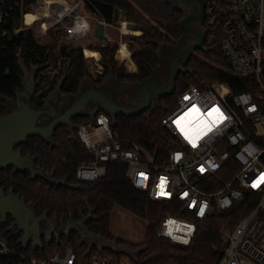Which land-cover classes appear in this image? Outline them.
Segmentation results:
<instances>
[{
  "label": "trees",
  "instance_id": "trees-1",
  "mask_svg": "<svg viewBox=\"0 0 264 264\" xmlns=\"http://www.w3.org/2000/svg\"><path fill=\"white\" fill-rule=\"evenodd\" d=\"M31 1L4 0V13L0 19V113L4 111V97H14L15 90L22 84L20 61L26 68L35 70L37 86L30 101L40 106L57 86L64 93L76 92L84 77L97 82L111 72L119 80L138 82L159 64V44L171 43L181 33L183 13L167 0H83L84 7L105 22L113 24L122 18L132 22L134 28L140 31L138 34L122 35L134 45L131 58L136 64V71L128 72L114 57L117 40L98 38L97 44L74 43L75 40L67 43L61 38L58 23L50 26L43 35L37 33V25L20 27L22 9ZM37 4L38 1L34 0V9ZM83 45L96 48L101 53L99 62L102 70L96 77L85 66ZM201 50H215L219 61L191 55L177 75L176 89L172 95L160 97L154 108L137 115H110L112 131L119 138L135 141L142 148L143 159L148 154L153 162L164 163L170 150L178 147L173 134L161 123V117L170 111L176 95L187 85L195 84L203 88L207 83L223 82L234 92L250 89L247 79L228 71L219 50ZM85 54L88 61L98 57L97 51L89 49H85ZM90 118L87 114L77 116L72 131L66 125H59L53 133L52 142L33 135L16 146L22 154L31 155L37 166L51 172L59 183L41 177L31 178L27 170L14 171L11 166L0 169V182L5 190L12 189L26 202L33 203L38 214L46 212L49 217L58 219L85 218L90 233L124 245L135 252L134 256L88 244L77 232L61 234L49 241L42 238L41 246L32 248L28 245L23 248L20 236L12 234L9 229L13 219L8 215L5 222L0 224V233L14 254L1 255L0 264H13L19 252L45 258L68 247L76 251L80 262L96 257L112 259L115 264H216L222 254L224 227L233 228L251 209V197L245 195L227 209L216 208L209 215L195 217L185 212L177 200H151L146 191L131 183L126 176L127 164L123 162L108 163L105 175L95 180H79L75 175L78 163L90 160L92 155L77 138L76 127ZM116 205L146 221L141 242L122 240L111 232L110 215ZM168 214L189 216L195 220V233L188 244H180L158 234L161 220ZM122 256H126L129 262H122Z\"/></svg>",
  "mask_w": 264,
  "mask_h": 264
},
{
  "label": "built area",
  "instance_id": "built-area-1",
  "mask_svg": "<svg viewBox=\"0 0 264 264\" xmlns=\"http://www.w3.org/2000/svg\"><path fill=\"white\" fill-rule=\"evenodd\" d=\"M63 1L59 16H55L56 6L51 4L50 14L24 22L30 26L38 21L39 35L58 23L67 41L83 40L92 30L90 19L94 25L102 22L114 26L86 12L83 0ZM33 3L24 15L34 9ZM204 15L203 47L219 50L228 71L247 79L250 89L234 92L223 82L183 88L174 106L161 117L178 144L164 163L153 162L148 154L143 159L142 148L135 141L119 138L112 131L110 114L97 111L76 127L77 138L92 158L79 162L75 175L79 180L92 181L105 175L108 163L123 162L131 183L146 191L151 200H177L195 217L209 215L216 208L227 209L249 195L253 206L223 234L222 254L216 264H264V182L253 187L264 173V0H204ZM46 17L53 20L48 22ZM119 25L121 34L128 32ZM123 42L120 37L116 55L128 65L117 54ZM130 54L128 51L131 61ZM162 177L167 195H160ZM195 229L192 217L168 214L161 220L158 234L188 244ZM9 254L14 251L0 233V256ZM13 264L115 263L96 257L80 262L76 251L68 247L45 258L19 252Z\"/></svg>",
  "mask_w": 264,
  "mask_h": 264
},
{
  "label": "water",
  "instance_id": "water-1",
  "mask_svg": "<svg viewBox=\"0 0 264 264\" xmlns=\"http://www.w3.org/2000/svg\"><path fill=\"white\" fill-rule=\"evenodd\" d=\"M193 0H167L172 6L179 7L180 2ZM204 7V0H195ZM190 15H184L180 20L181 32H189L187 24L191 21ZM94 35L103 39L104 24L96 22L94 26ZM159 44L157 53L160 59ZM201 43L194 44L186 49L173 52L168 60V83L162 87L151 73L145 78L136 82L140 94V103L130 107L117 103L114 100L118 89L111 84H97L92 79L82 78L78 90L69 93L71 102L57 116L47 122L41 121L40 117L51 107V100L56 98V91L60 90L57 86L54 91L49 93L41 106L32 105L29 101L34 94L18 88L15 90V98L11 107L0 113V169L12 167L16 170H27L31 178L41 177L50 182L59 183L51 172L44 170L35 164L34 158L29 154H22L20 148L16 146L27 140L29 136H39L46 142L53 141V132L59 125H66L72 131L71 118L79 115H91L103 109L111 116L122 114L125 116L137 115L148 108H154L156 100L160 97L170 96L176 89V78L182 66L179 64L180 57L185 56V61L190 57L195 49H203ZM22 72H25L24 65L20 61ZM112 73L109 72L108 75ZM24 95L23 98L21 95ZM152 99V104L150 102ZM91 101L96 104L98 109L94 112H85L86 104ZM13 219L9 229L12 234L19 235V241L23 248L30 245L32 248L41 246L42 238L45 241L52 239V236L58 238L61 234L68 235L70 231H77L78 235L91 244L98 247H104L111 250H117L125 254H130L129 249L118 244L116 241L108 240L100 235L90 233L85 225V218L70 219L62 221L55 216L49 217L46 212L38 214L34 204L26 202L18 193L12 189L5 190L0 182V224L5 222L7 216Z\"/></svg>",
  "mask_w": 264,
  "mask_h": 264
},
{
  "label": "flooded vegetation",
  "instance_id": "flooded-vegetation-1",
  "mask_svg": "<svg viewBox=\"0 0 264 264\" xmlns=\"http://www.w3.org/2000/svg\"><path fill=\"white\" fill-rule=\"evenodd\" d=\"M179 8L181 9L183 16L190 15L192 19L187 24L189 32H183V33L181 32L180 35L173 42L163 43L160 46L161 53H160L159 64L155 68H153L152 75L156 77L157 82L162 87H166L168 83V79H167L168 60L171 54L173 52L186 49L197 43H201L202 46L204 44V38H205L204 7L202 8L197 1L193 0L187 2H180ZM3 13H4V0H0V19L2 18ZM196 50H200V49H195L192 51V53L195 52ZM184 63H185V56H181L179 64L183 67ZM95 83L97 84L112 83L113 85H115L118 91L116 93V96L114 97V100L117 103L130 107L136 106L140 103V94L138 92L136 82H132L125 79L119 80L113 74L111 75L107 74L100 81H97ZM36 86H37V81L35 78V70L22 72V84L19 88L24 90V92L26 93H30L31 90L35 91ZM56 93H57L56 98L51 100V107L48 109V111L45 114H43L40 117L41 121L43 122H47L53 119L60 112H62L63 109L71 102V96L69 95V93H64L61 90L56 91ZM21 96L23 98L25 97L23 94ZM14 98L15 96L4 97V101H3L4 110L11 107V103L14 100ZM158 100L159 98L156 100V102H158ZM151 104H152V99L150 102V106ZM97 109H98L97 105L92 103L91 101H89L85 106V112H94ZM76 118L77 116L72 117L70 120L72 127H74ZM70 219L72 218L60 219V220L68 221ZM70 232H77V231H70Z\"/></svg>",
  "mask_w": 264,
  "mask_h": 264
},
{
  "label": "rangeland",
  "instance_id": "rangeland-1",
  "mask_svg": "<svg viewBox=\"0 0 264 264\" xmlns=\"http://www.w3.org/2000/svg\"><path fill=\"white\" fill-rule=\"evenodd\" d=\"M32 1H34V0H32ZM37 1L39 2L40 0H37ZM69 1H71V0H69ZM29 5H30V3L27 4L26 6H24L23 9H22V22H21V26H20L22 28L23 27H30V26H34L35 27V25H38V23H39L38 21H34L30 26H28L24 22V20H26V14L28 15L31 12L35 11L34 9L31 10V11H27L25 13V15H24L23 12L26 9H28ZM38 5H37V7H38ZM85 10H86V12L89 13V11L86 8H85ZM46 19H47L48 22H51L53 20L52 17H46ZM90 23L92 25V30L83 38V40L82 39L81 40H75L74 43H80V44H83V43H85V44L86 43L97 44L98 43V38L94 35V32H93L94 26H95L93 24L94 21L92 19H90ZM113 25L114 26H108L107 27L106 31H107V35H108L107 37L108 38H106V35H105L104 38L106 40H110V41L117 40V42H118L120 40V37H121L127 43V47L129 48V51L131 53L132 49L134 48V45L132 46L131 41L129 39L122 37L123 34H121L120 31H119V28L116 27V25L119 26V22L118 21L116 23H113ZM127 33L132 34L133 32H127ZM61 38H62V40L64 39L62 35H61ZM65 42L69 43L71 41L65 40ZM85 49L97 51L98 52V57L94 61H88L87 58H86V55H85ZM82 52H83V58H84V62H85V66H86L87 70L94 77H96L97 74L102 70L101 63L99 62V59L101 57V53L96 48H89V47H86L84 45L82 46ZM191 55H197L200 59H204V60H209V61L213 60L214 62L219 61V59L217 58V56L215 54V50H210V51L196 50ZM114 57L117 60L118 64L122 65L128 71L127 64L123 63V61L120 58L117 57L116 51H115ZM130 57H131V54H130ZM208 58H210V59H208ZM127 61H129V60H124V62H127ZM24 68H25V72L29 71V70H32V69L26 68L25 66H24ZM85 78H87V77H85ZM145 224H146V221L144 219H142L138 215H135L132 212L122 208L119 205L114 206V208L112 210V213L110 215V229H111V232L114 234V236H117V237L121 238L122 240H128L130 242H141L143 240V236H144ZM230 228H231V226L224 227L223 234L226 232V230H229ZM223 234H222V236H223ZM111 241H114V240H111ZM86 243L91 244V241L89 240ZM120 245H122V244H120ZM122 246H124V245H122ZM114 251H117V250H114ZM129 253H130L129 255H132V256H134V254H135V252L131 251V250L129 251ZM120 260H122V262H129V260H128V258L126 256L120 257Z\"/></svg>",
  "mask_w": 264,
  "mask_h": 264
},
{
  "label": "bare ground",
  "instance_id": "bare-ground-1",
  "mask_svg": "<svg viewBox=\"0 0 264 264\" xmlns=\"http://www.w3.org/2000/svg\"><path fill=\"white\" fill-rule=\"evenodd\" d=\"M58 1H61L62 4L64 5V3H63L64 1L63 0H41L39 6L35 9L34 12H31V14H28V17L32 18L33 16H37V15H40V14H50V12H51L50 11L51 4H55L56 12L54 14H55V16H59L60 13H61V10L64 8V6L63 7H59L56 4ZM117 54H118L119 57L125 58V56L128 55V49L125 46L122 45V47L118 50ZM127 63H128V65L131 66V62L130 61H128Z\"/></svg>",
  "mask_w": 264,
  "mask_h": 264
},
{
  "label": "crops",
  "instance_id": "crops-1",
  "mask_svg": "<svg viewBox=\"0 0 264 264\" xmlns=\"http://www.w3.org/2000/svg\"><path fill=\"white\" fill-rule=\"evenodd\" d=\"M69 1V0H68ZM40 3V1L38 2V4ZM37 4V5H38ZM59 7H63L64 5L62 4V2L61 1H58L57 3H56ZM37 5H36V7H37ZM39 6V5H38ZM36 7H35V9H36ZM34 9V10H35ZM31 14V13H30ZM39 15H37V16H33L32 18H29L28 17V15L26 14V22H31L33 19H35V18H37ZM118 22H119V24H123V27H125V28H128V32H133L134 34H138L140 31L139 30H136L135 28H134V25H133V23L132 22H130V21H127V20H123L122 18H119V20H118ZM120 26V25H119ZM118 25H116V27H119ZM107 27L108 26H104V33H105V35H106V38H108L107 36ZM123 46H125L127 49H128V51H129V48L127 47V43L124 41L123 42V44H122ZM122 45H121V47H122ZM120 47V48H121ZM119 48V49H120ZM118 49V50H119ZM91 51H93V50H91ZM86 55V54H85ZM124 60H129L130 61V59H129V57H128V55H126L125 56V58H123ZM128 62V61H127ZM128 66V72H134V71H136V64L134 63V61L131 59V66L130 65H127Z\"/></svg>",
  "mask_w": 264,
  "mask_h": 264
},
{
  "label": "snow or ice",
  "instance_id": "snow-or-ice-1",
  "mask_svg": "<svg viewBox=\"0 0 264 264\" xmlns=\"http://www.w3.org/2000/svg\"><path fill=\"white\" fill-rule=\"evenodd\" d=\"M201 171H203V169H201ZM143 175V174H141ZM264 182V173L261 174V176L254 182L253 187L258 186L260 183ZM164 187H165V178H161V182L159 185L160 188V195H167V193L164 191ZM185 195H187V193H185ZM195 204V202H193ZM204 209L201 208V213H203ZM170 224H173L174 222L170 221Z\"/></svg>",
  "mask_w": 264,
  "mask_h": 264
}]
</instances>
